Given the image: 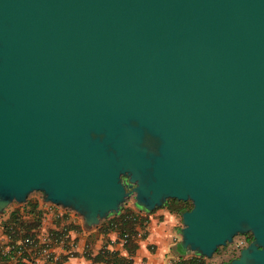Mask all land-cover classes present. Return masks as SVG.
I'll use <instances>...</instances> for the list:
<instances>
[{"label": "water", "instance_id": "1", "mask_svg": "<svg viewBox=\"0 0 264 264\" xmlns=\"http://www.w3.org/2000/svg\"><path fill=\"white\" fill-rule=\"evenodd\" d=\"M33 192L189 201L180 249L264 264V0H0V215Z\"/></svg>", "mask_w": 264, "mask_h": 264}, {"label": "crops", "instance_id": "2", "mask_svg": "<svg viewBox=\"0 0 264 264\" xmlns=\"http://www.w3.org/2000/svg\"><path fill=\"white\" fill-rule=\"evenodd\" d=\"M29 204H33L34 211L39 213L36 235L47 237L48 243L46 255L34 258L35 264H103L91 262V257L102 248L127 256L122 245L123 239L119 238L116 231H100L101 225L107 219L126 209L146 218L142 227L135 226L133 240L137 246L130 256L132 264H173L179 259L196 256L179 248L180 215L169 212L164 205L149 212L139 209L134 203L132 207L123 205L117 214L109 215L95 226L85 228L76 213L49 202H42L38 192V195H28L24 203L8 205L0 215V221L14 209L20 212L22 219L31 220L32 213L26 212ZM51 233L54 234L52 239L48 235ZM6 241L7 238L0 228V247L3 246L4 250L7 249L4 246ZM14 261L11 260L12 263ZM22 261L29 264L24 258Z\"/></svg>", "mask_w": 264, "mask_h": 264}, {"label": "trees", "instance_id": "3", "mask_svg": "<svg viewBox=\"0 0 264 264\" xmlns=\"http://www.w3.org/2000/svg\"><path fill=\"white\" fill-rule=\"evenodd\" d=\"M34 205L29 204V208L26 212L32 213L33 218L31 220H24L21 218V214L17 209L9 212L5 219L0 221V228L2 233L6 236L7 241L5 243L6 250L3 246L0 247V264H28L22 261V258L26 259L29 264H35L34 258L38 256H45L46 252H42L43 249H47V237H38L36 235V229L39 226V213L34 211ZM164 207L171 213L180 215L184 210L190 208L189 201H178L175 199H167L164 203ZM146 218L139 216L129 209L124 210L112 218H109L101 225L100 231L105 233L107 231H116L120 239H123V249L127 252V256H121L117 251H110L106 248H102L96 255L91 257V262H102L103 264H132L130 258L131 254L136 248V243L133 240L135 233V226H143ZM52 239L54 234H48ZM58 235V234H56ZM244 243L250 240V234L243 235ZM219 247L216 249L217 252ZM237 256V255H236ZM235 255H230L225 261L218 263H226ZM14 259V263L11 260ZM173 264H214L207 262L206 258L191 256L186 259H179Z\"/></svg>", "mask_w": 264, "mask_h": 264}, {"label": "rangeland", "instance_id": "4", "mask_svg": "<svg viewBox=\"0 0 264 264\" xmlns=\"http://www.w3.org/2000/svg\"><path fill=\"white\" fill-rule=\"evenodd\" d=\"M29 195H38V192H33ZM14 202H12L10 205H13ZM125 206H133V199L130 197L128 198L125 203ZM176 237H178L176 235ZM246 243H244L243 235H236L233 237L231 243L226 244L225 246L219 247L217 252H214L210 258H206L207 262H211L214 264L218 263L220 261H225L230 255H237L238 251L241 247H243Z\"/></svg>", "mask_w": 264, "mask_h": 264}, {"label": "built area", "instance_id": "5", "mask_svg": "<svg viewBox=\"0 0 264 264\" xmlns=\"http://www.w3.org/2000/svg\"><path fill=\"white\" fill-rule=\"evenodd\" d=\"M42 252H43V253L46 252V249H43Z\"/></svg>", "mask_w": 264, "mask_h": 264}, {"label": "flooded vegetation", "instance_id": "6", "mask_svg": "<svg viewBox=\"0 0 264 264\" xmlns=\"http://www.w3.org/2000/svg\"><path fill=\"white\" fill-rule=\"evenodd\" d=\"M245 235V234H244Z\"/></svg>", "mask_w": 264, "mask_h": 264}]
</instances>
